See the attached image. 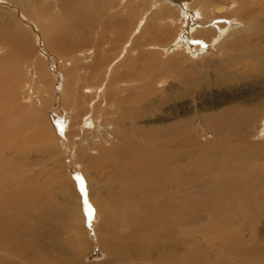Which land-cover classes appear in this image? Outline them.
<instances>
[{
    "label": "bare ground",
    "instance_id": "obj_1",
    "mask_svg": "<svg viewBox=\"0 0 264 264\" xmlns=\"http://www.w3.org/2000/svg\"><path fill=\"white\" fill-rule=\"evenodd\" d=\"M121 1L0 0V264H54L50 255L42 253L36 219H29L24 211L26 205L34 211H47V206L32 191L26 198V183L21 182L13 192L7 191L6 181L12 163L5 152L21 148L19 130L45 119L44 110L37 108L45 103V95L51 100L49 121L57 122L67 115V127H75V133L84 126L76 153L84 169L109 166L117 179V193L109 190L105 200L96 199L105 225L104 236L97 240L100 249L122 258L156 255L159 264H183L181 248L187 224L203 211L217 222L231 213L235 218L226 221L229 229L224 244L231 253L244 256L236 264H247L250 257L262 254L257 248L244 247L240 233L245 210L264 202V142H242L249 126L264 111V0ZM208 45L236 72L262 87L239 94L243 102L251 99L231 104L208 122L215 131L234 135V142L216 145L209 141L189 155L183 121L139 125L145 117L143 105L151 103L149 96L162 91L153 78L146 77L154 76L147 72L157 66L158 52L153 49H168L170 67L173 61L192 59ZM118 47L119 53L115 52ZM123 52L127 56L118 59ZM137 62L138 69L134 66ZM174 67L179 66L174 63ZM109 68L113 74L107 79L104 70ZM27 72L30 81L41 84L42 97L39 93V103L33 100L23 106L18 103L22 96L19 88ZM176 78L191 84L197 77L184 72ZM220 79L219 84H223ZM58 82L62 83L59 98ZM133 82H142L137 85L141 87L122 84ZM254 99L258 101L252 102ZM55 105L64 109L53 113ZM259 127L264 131V122ZM35 136L44 139L45 133L36 131ZM251 158H259L261 173L251 166ZM193 167L218 170L224 177L207 179L200 194L192 196L193 191L189 196L185 191L187 170ZM119 221L126 234L119 233ZM131 241L136 246L130 247ZM197 250L192 255H198Z\"/></svg>",
    "mask_w": 264,
    "mask_h": 264
},
{
    "label": "rangeland",
    "instance_id": "obj_2",
    "mask_svg": "<svg viewBox=\"0 0 264 264\" xmlns=\"http://www.w3.org/2000/svg\"><path fill=\"white\" fill-rule=\"evenodd\" d=\"M122 3H124V0L121 1V4ZM236 23L238 24L235 25L239 26V22ZM153 39L154 43L157 42V39ZM159 44L167 45L168 42H160ZM159 48L153 49L158 52L155 55V58H158L155 61L157 68L154 67L152 71L147 72V74H151V72L154 73V76L146 78L149 80L153 78L152 80L156 83L157 88L159 87L158 90L162 91L149 96L151 103L143 105L145 107L143 111L145 117L141 122L142 124L139 123V125H145V123H147L146 125L148 126L152 124L163 125L169 122L172 123L176 119L183 121L185 123V133L187 134L185 147L189 155H194L198 146L208 143L209 141L216 145L234 142V135L223 134L217 130L215 131L212 127H209L208 122L213 120V118H218L219 115L223 113V110L232 107V105H238L239 103L245 104L248 102L251 98L243 102V98H240L239 94H242V96L245 94L247 95V93L252 92L253 88H256V86L257 88H261L262 85L236 72L235 69H233L234 67H230L229 64L225 62V58V61L221 59L223 57L220 52H217L211 45H208L203 52L195 54L190 60H184L181 61V63L173 61L170 67L169 56L171 53L166 48H161L160 46ZM116 50L118 51L115 52L119 53V47ZM125 54L124 52L120 53L118 59L123 60L127 56H125ZM116 55L118 54H114V56ZM128 55L130 56V54ZM116 60L110 65L112 68ZM157 60H161L160 63H157ZM49 63L51 64V62ZM137 63L134 64V66H138V69L140 66L139 63ZM174 63L179 66L178 69H174ZM123 68L124 67H122V69ZM125 68L130 70L127 67ZM172 69H174V72H172ZM104 71L107 79L113 74L110 68ZM184 72L187 73L188 76L193 75L195 78L197 77L196 80L194 79L195 81L191 82V84L189 82H180L178 78H176V75ZM221 77L222 81H224L223 84H219V82H221ZM30 78L28 72L21 77L23 83L20 81L22 83L20 86L23 87H21V89L19 88V92L22 96H20L18 103L21 105L24 104L23 106L27 105L25 102H28V104L33 100L38 102L40 95L42 97V90H39L41 84L33 83L30 81ZM59 80L62 81V79ZM122 84L124 87H134L142 84V82ZM36 87L38 89H36ZM140 87L141 86H137L136 88ZM61 88L62 83L58 82L56 86L58 98L60 97L59 94H61ZM31 90H33V92ZM43 99H45V103L43 101L42 105L38 104L39 106H37V108L44 110L45 119L39 121L37 124L26 126L21 129L22 132L19 130V132H17V138L22 144L21 148L18 150L16 148V152L15 148L11 150V147L5 152V156L8 157L9 163H12V167H10L11 172L14 170V173L12 172V174L10 172V176L6 178V181L9 183L7 191L10 190L15 192L21 182H23V184L26 183V192H28L26 193V198H29L28 194L32 191L35 193L36 199L40 202H44L45 207L47 206L48 208L47 211H34L28 205L24 207V211L27 213L29 219L35 218L36 221H34V223L36 222L35 225L40 229V242L42 241L40 248H43L42 253L50 255L54 264H159L156 255H152L150 258H143L142 256L137 257L132 254L127 258H122L117 254H111V256L98 247L97 240L104 236L105 225L102 221V212L96 206V199L99 197L104 199V196L109 193V190H112V193L118 191L116 187L117 179L113 176L112 168L109 166L102 167L99 170L84 169V164L82 161L77 160L78 154H76L78 152L80 134L84 131L82 130L84 126L79 129V133H75V127V129H69L67 127V115H63L59 121L52 123V121L48 119L50 114L48 109L51 105L50 97L45 95ZM256 101H258V99L252 100V102ZM146 102L147 101H145L144 104H146ZM58 106H53V113L60 112L64 109L62 105ZM262 109H264V106ZM210 114L212 116H210ZM263 119L264 111H262L256 121L249 126L248 136L246 139L242 140L243 143H246L245 145L250 143L261 145V143L264 142V131L262 129L260 130L259 127L264 122ZM191 125L193 127H191ZM51 126L55 128L54 132H52L53 128ZM50 128L51 130H49ZM36 131L44 132L45 138L41 139L36 137ZM256 133L259 134L257 135ZM220 134L221 136H219ZM69 136L72 137L69 138ZM258 159L253 160L251 158L249 163H251V166L254 167L256 171L258 170L257 172L261 173L263 167L259 165L261 162H258ZM189 162H191V159H189ZM257 163L259 166H257ZM15 165L16 168L14 167ZM202 168V170L201 168L194 170L193 167L191 170H187L185 186L187 188H185L187 195L190 196L193 191L194 194H192V196L200 194L207 179L216 181L224 177L222 174H218V170L210 172L207 170V167ZM16 169L20 170L21 173L18 170L16 172ZM18 173H20V175H18ZM188 173L192 176L190 174L189 176ZM256 180L258 179L256 178ZM32 188L34 190H32ZM35 188L37 190H35ZM262 202L263 201H259L254 207L245 210L244 215L247 213L245 216H249V219L244 215L243 217L247 219L248 222L247 220H243L244 218L242 219L244 223L240 233L242 245L246 248H257L262 253L250 257L247 264H264V202ZM106 205L108 207L107 203ZM230 215L232 214L226 213L222 220L217 222V220L212 219V216L208 212L203 211L200 212L192 222H189L190 224H187L186 231L188 232H185V244L181 248V252L183 253V264H231V262L232 264H236L239 260L245 259L244 256H236L231 253V251L228 250L229 248L227 249L224 244L226 237L225 233L227 229H229V225L227 226L226 221H231L232 218H235L233 217L234 215ZM226 216L229 219H226ZM249 220L252 221L250 222ZM244 221L247 224H245ZM224 225L226 226L224 227ZM118 227V230L121 231L119 232L120 234H126V230H124V227L122 228L120 221L118 222ZM217 235H219V237ZM22 237L27 239L26 236ZM132 246H136V242L131 241L130 247ZM195 248L199 250H197L199 253L198 255L197 253L192 255ZM0 254L3 253L1 252ZM196 256L198 257L197 259ZM150 261L153 262L151 263Z\"/></svg>",
    "mask_w": 264,
    "mask_h": 264
}]
</instances>
